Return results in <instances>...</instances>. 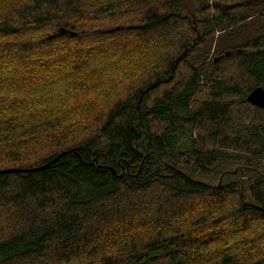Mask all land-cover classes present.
I'll return each instance as SVG.
<instances>
[{
  "label": "trees",
  "instance_id": "1",
  "mask_svg": "<svg viewBox=\"0 0 264 264\" xmlns=\"http://www.w3.org/2000/svg\"><path fill=\"white\" fill-rule=\"evenodd\" d=\"M187 1L0 4V264H264V0Z\"/></svg>",
  "mask_w": 264,
  "mask_h": 264
},
{
  "label": "rangeland",
  "instance_id": "2",
  "mask_svg": "<svg viewBox=\"0 0 264 264\" xmlns=\"http://www.w3.org/2000/svg\"><path fill=\"white\" fill-rule=\"evenodd\" d=\"M19 1V0H14V2ZM11 0H0V4H2L3 6H7V4L10 5ZM212 3L211 2H200L198 0H188L185 3V15L188 16L193 22H196L197 20L202 19L203 13L205 11H209L210 7H211ZM142 15V13H140ZM130 17H126V21L130 23L131 26H133L132 28H139L140 25H135L138 23V19L136 16L129 15ZM138 18L140 19L139 15ZM251 22H244L242 24H240L241 26H243L245 28V32H243V37L246 38V36H251V28L249 27ZM105 28H107L106 30H111V29H117L114 26H111L109 24H105ZM130 26V27H131ZM129 26H127L126 28H128ZM220 38V34H217L215 37V42L213 44V47L210 50V54H209V60L208 63H215L214 60L216 58H218V56L216 55V40H218ZM189 50H187L188 52ZM117 79H119V77H116ZM264 171V170H263ZM248 197L249 194L247 192V189H242Z\"/></svg>",
  "mask_w": 264,
  "mask_h": 264
},
{
  "label": "water",
  "instance_id": "3",
  "mask_svg": "<svg viewBox=\"0 0 264 264\" xmlns=\"http://www.w3.org/2000/svg\"><path fill=\"white\" fill-rule=\"evenodd\" d=\"M59 35L64 36V35H75L74 32L66 30V29H60L59 30ZM238 54H242V52H239ZM227 56L232 55L230 52L226 53ZM218 60V59H217ZM248 101L261 109H264V89L259 87L256 88L248 97ZM33 170H23V169H10V170H2L0 171V175L6 174V173H28Z\"/></svg>",
  "mask_w": 264,
  "mask_h": 264
}]
</instances>
